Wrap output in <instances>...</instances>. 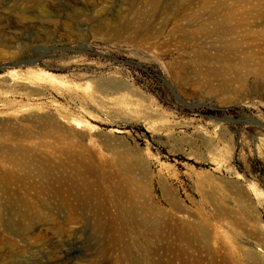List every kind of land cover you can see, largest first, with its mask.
Segmentation results:
<instances>
[{
  "label": "rangeland",
  "instance_id": "1",
  "mask_svg": "<svg viewBox=\"0 0 264 264\" xmlns=\"http://www.w3.org/2000/svg\"><path fill=\"white\" fill-rule=\"evenodd\" d=\"M29 1L0 0V264H63L70 240L66 264L98 259L90 213L15 235L3 211L26 187L60 204L50 184L67 181L80 201H114L99 178L42 163L79 157L149 187L163 264H264V0ZM195 226L218 234L208 248Z\"/></svg>",
  "mask_w": 264,
  "mask_h": 264
},
{
  "label": "bare ground",
  "instance_id": "2",
  "mask_svg": "<svg viewBox=\"0 0 264 264\" xmlns=\"http://www.w3.org/2000/svg\"><path fill=\"white\" fill-rule=\"evenodd\" d=\"M36 5L41 8V9L38 8L40 12H44V8L42 7L43 5L41 3H38ZM73 14L76 13L74 12ZM73 14L71 15V17H69V15L67 16L69 18L67 19L68 21L77 20V18L73 16ZM36 22H34V24L36 25L46 24V23L48 25H52L55 23V21L50 19H40L37 23ZM28 24L31 25V22H29ZM219 25L221 27H225L227 26V23L222 22ZM105 86L110 87L112 86V84L108 83L105 84ZM109 161L110 160H108L105 157L97 158V159L79 157V158H67V160H63L61 162L54 161L50 164L49 163L46 164L45 162H42L45 164L43 166L46 167L47 176H49V172L54 173L56 171H61V170L68 172L69 170H71L76 172L77 175H82L83 173H85L83 175H87V177L89 175L94 178L95 177L99 178L101 184L104 185L105 187V191H103V194L109 198L111 196L114 197V201L112 200L111 203L102 202L100 200V198L102 197L99 196L98 198H94V197L92 198V196L89 194L83 197L80 201L81 191L78 190V192L75 193L76 191L74 192L73 189L74 185H71L70 182L68 181L62 184L63 186H61L60 184L58 186L55 183L50 184V190L53 191L52 196L55 195L53 199L55 198L58 199L59 197L60 198L63 197L61 199L62 202L60 204H55L51 202L50 203L38 202V197L40 196L38 191L36 190L32 192V189H27V187L24 190V192H22L23 189H21L22 191H19L20 190L19 189L18 192L15 193L10 192V190H6L7 191L6 193L9 196V198L6 206H4L3 211H7L6 214L10 215L9 218L14 219L11 221L14 222L11 225L13 226L11 232L16 235L23 228L26 231L28 230V232H30V231H34L35 228L38 226L40 227L42 225H46L51 222H56L55 233L59 234L62 233L67 226L76 223L77 218L80 217L86 218V216L88 215L87 213H90L89 215L90 217H92L94 222L93 225H94L95 233H97V235L98 234L101 235L100 237L101 240L98 247V259L95 262H93V264H149L150 260H152L150 264H163L162 262L163 256L160 249V243L163 242L162 239L164 236L163 234L164 225L162 224L163 222H161V219L163 217L162 211L151 200L149 187L148 188L141 187L137 181L133 180V178L128 176L129 170H127L126 168H119L118 165L121 164H115L113 161L111 162ZM53 177L56 178V176ZM11 180H12V176L10 177V174L3 176V174L0 173L1 186L2 184H6ZM75 190H77V188H75ZM63 192L67 193L68 195L67 196L66 194L64 195ZM60 198L58 199V201L60 200ZM67 210H68V215L64 219H62L63 222L62 223H59V221L57 222L58 215L62 211H67ZM205 225L204 227L206 228ZM209 225L210 224H208L207 226ZM215 226H213V228H215ZM195 227L197 228V226ZM200 227H198L196 230L194 229V231H191V233L193 232H196V234L198 233V237L202 245H205V248H208L210 243L214 241L213 234L215 235L217 233H215L216 231H214L213 234L212 233L210 234L205 229ZM217 227L219 228V226ZM193 228L194 227H192V229ZM184 232H186V236H187L188 231H184ZM183 234L181 233L182 236ZM194 235L195 233L192 236ZM149 237H152V239H149ZM185 241H187V239H185ZM74 242H75L74 240H70L69 244L63 245L60 255L58 254L59 255L58 260L60 261V263L66 264V262H68L71 258H73L72 245H74ZM230 251H232V248ZM236 252L237 249L235 253ZM230 253L228 255H230ZM232 253L234 254L233 251ZM249 256L251 257V255ZM154 257H158V258L152 259ZM234 258H236L235 255ZM216 261L218 260L216 259ZM185 262L188 261L186 260Z\"/></svg>",
  "mask_w": 264,
  "mask_h": 264
},
{
  "label": "water",
  "instance_id": "3",
  "mask_svg": "<svg viewBox=\"0 0 264 264\" xmlns=\"http://www.w3.org/2000/svg\"><path fill=\"white\" fill-rule=\"evenodd\" d=\"M25 65H30V64H25Z\"/></svg>",
  "mask_w": 264,
  "mask_h": 264
}]
</instances>
